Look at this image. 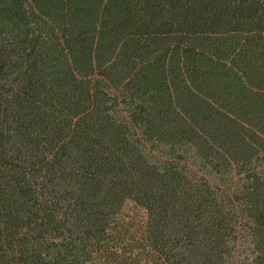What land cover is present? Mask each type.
Wrapping results in <instances>:
<instances>
[{
	"label": "trees",
	"instance_id": "trees-1",
	"mask_svg": "<svg viewBox=\"0 0 264 264\" xmlns=\"http://www.w3.org/2000/svg\"><path fill=\"white\" fill-rule=\"evenodd\" d=\"M0 264H264V0H0Z\"/></svg>",
	"mask_w": 264,
	"mask_h": 264
}]
</instances>
